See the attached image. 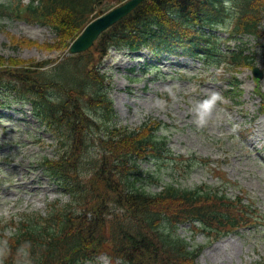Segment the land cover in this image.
Listing matches in <instances>:
<instances>
[{
  "label": "trees",
  "instance_id": "trees-1",
  "mask_svg": "<svg viewBox=\"0 0 264 264\" xmlns=\"http://www.w3.org/2000/svg\"><path fill=\"white\" fill-rule=\"evenodd\" d=\"M99 1L7 0L0 2V19L50 26L57 35L50 43L13 34L11 41L64 52L93 17L123 0ZM228 20L231 38H264V0H232V5L225 0H143L90 49L68 54L53 66L55 60L0 52V103H31L35 117L58 142L56 154L43 157L42 165L69 195L66 202L51 203L46 214L25 212L11 221L15 230L2 235L0 264H82L102 252L116 264H196L206 245L240 227L264 224V212L243 193L226 194L222 187L228 179L221 186L192 187L169 181L150 191L144 182L165 163L187 175L204 159L174 155L167 138L158 134L165 127L162 121L138 128L115 124L113 101L103 89L107 75L99 70L113 47H147L158 58L189 54L234 73L253 68L255 53L244 40L223 48L216 28ZM229 84L226 93L237 96L236 75ZM256 90L264 113V93L259 86ZM141 160H151L156 169L142 170ZM184 222L206 242L192 246L178 232Z\"/></svg>",
  "mask_w": 264,
  "mask_h": 264
},
{
  "label": "rangeland",
  "instance_id": "rangeland-1",
  "mask_svg": "<svg viewBox=\"0 0 264 264\" xmlns=\"http://www.w3.org/2000/svg\"><path fill=\"white\" fill-rule=\"evenodd\" d=\"M225 1L232 5V0ZM228 22L216 28L222 38L228 35ZM10 34L41 43L55 37V32L45 25L0 19V52L6 56L40 60L60 54L37 45H16ZM240 40L255 53V65L263 72L259 85L264 93V38L243 35L232 38L229 45ZM99 68L110 77L106 90L114 101L115 124L136 128L145 121L160 119L167 126L161 127L158 134L167 137L174 155H196L208 160L194 165L187 175L175 171L169 163L158 173L151 160L139 161L142 170L156 169L153 177L144 182L150 191L160 190L169 181L192 187L202 183L221 186L222 180L228 179L225 189L222 187L227 195L243 193L246 201H253L264 211V114L260 112L262 95L256 90L251 68L235 74L222 67H208L188 55H171L157 62L147 49L133 52L115 48ZM232 74L240 83L237 96L225 92ZM213 91L219 92L223 101L217 104L208 124L197 127L192 109ZM29 108L22 103L0 108V219L4 222L17 219L24 211L45 213L48 203L69 199L39 164L43 156L56 154L58 142L32 117ZM9 232L10 229L6 231ZM178 232L192 246L206 240L191 229L189 222L180 224ZM263 263L264 225H250L223 236L205 246L196 258V264ZM85 264L113 263L103 253Z\"/></svg>",
  "mask_w": 264,
  "mask_h": 264
},
{
  "label": "water",
  "instance_id": "water-1",
  "mask_svg": "<svg viewBox=\"0 0 264 264\" xmlns=\"http://www.w3.org/2000/svg\"><path fill=\"white\" fill-rule=\"evenodd\" d=\"M141 1L142 0H128L90 22L72 43L71 51L79 52L90 47L102 31L127 15ZM254 70L258 76H262V72L258 70V67Z\"/></svg>",
  "mask_w": 264,
  "mask_h": 264
},
{
  "label": "clouds",
  "instance_id": "clouds-1",
  "mask_svg": "<svg viewBox=\"0 0 264 264\" xmlns=\"http://www.w3.org/2000/svg\"><path fill=\"white\" fill-rule=\"evenodd\" d=\"M222 101V95L216 91H213L212 94L205 99L197 101L192 109L194 123L196 126L200 128L205 127L208 124L217 104ZM157 103L159 104L160 102L157 101Z\"/></svg>",
  "mask_w": 264,
  "mask_h": 264
}]
</instances>
